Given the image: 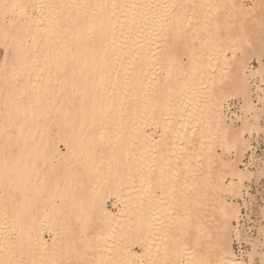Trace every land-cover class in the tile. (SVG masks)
I'll use <instances>...</instances> for the list:
<instances>
[{
    "label": "bare ground",
    "instance_id": "1",
    "mask_svg": "<svg viewBox=\"0 0 264 264\" xmlns=\"http://www.w3.org/2000/svg\"><path fill=\"white\" fill-rule=\"evenodd\" d=\"M249 1L0 0V264H245Z\"/></svg>",
    "mask_w": 264,
    "mask_h": 264
},
{
    "label": "rangeland",
    "instance_id": "2",
    "mask_svg": "<svg viewBox=\"0 0 264 264\" xmlns=\"http://www.w3.org/2000/svg\"><path fill=\"white\" fill-rule=\"evenodd\" d=\"M244 2L247 6L252 5L249 0H244ZM3 55L4 50L0 49V64ZM262 65L263 78L256 77L253 81V103L258 110L257 119L251 121L253 130L250 132L247 129L244 134L249 145L247 149L243 150V160L239 164L241 170L249 172V176L244 180L241 197L227 196L229 203L235 201L240 207L239 223L234 221L233 224L241 232V237L234 238L233 248L238 260L245 264H264V57ZM250 67L255 71L261 68L255 57L251 61ZM227 105L225 115L228 116L229 123L230 120H234L235 125L240 127L242 121L239 116H243V103L240 100L232 99ZM150 132L154 134V130H150ZM156 138H158L157 135ZM60 149L63 152L66 151L63 145H60ZM234 154H223L221 149H218V156H222L225 160L233 159ZM231 181L238 183L236 178L230 176L225 178L224 183L228 187ZM108 208L116 213L120 209V205L115 199H111ZM51 238V236H47V240ZM254 245H256L257 252L251 257ZM134 253L141 255L142 252L139 249H134Z\"/></svg>",
    "mask_w": 264,
    "mask_h": 264
}]
</instances>
